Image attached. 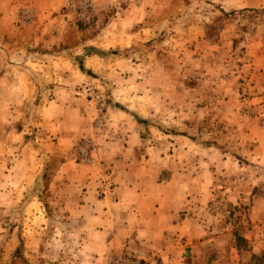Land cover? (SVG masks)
Instances as JSON below:
<instances>
[{
  "label": "rangeland",
  "instance_id": "rangeland-1",
  "mask_svg": "<svg viewBox=\"0 0 264 264\" xmlns=\"http://www.w3.org/2000/svg\"><path fill=\"white\" fill-rule=\"evenodd\" d=\"M19 1L0 33L22 51L0 53L19 80L16 98L0 86V178L12 164L43 193L60 159L89 164L138 124L147 148L134 155L170 164L193 219L171 261L141 264H264V0ZM9 206L0 195V264L14 262Z\"/></svg>",
  "mask_w": 264,
  "mask_h": 264
},
{
  "label": "crops",
  "instance_id": "crops-1",
  "mask_svg": "<svg viewBox=\"0 0 264 264\" xmlns=\"http://www.w3.org/2000/svg\"><path fill=\"white\" fill-rule=\"evenodd\" d=\"M19 2L22 1L0 0L1 39ZM19 49L5 45L0 47V53L9 56L22 52ZM12 61L10 58L0 63V68L7 69L0 74V86H11V95L19 81L14 73L17 64ZM19 78L25 84L28 81L26 76ZM113 116L115 121L121 117L124 120L119 112ZM127 123L130 124L128 120ZM122 127L124 143L104 146L94 153L89 164L60 159L57 173L51 175L55 187L43 193L30 191V171L16 178L9 165L0 178V195L8 198L9 211L17 214L19 208L20 212L8 222L7 253L13 264H20L17 259H23V264H105L109 255L122 250L146 263L163 262L165 258L171 261V255L166 253L171 240H190L193 219L186 209L191 196L171 191L170 164L162 165L159 157L134 155L140 147L147 148L139 135L140 126ZM43 152L36 161L41 165L48 162L51 154ZM104 181L108 189L100 197L98 190ZM16 196L23 199L20 207L10 203ZM45 197L48 205L43 204ZM258 243L263 246L262 240Z\"/></svg>",
  "mask_w": 264,
  "mask_h": 264
},
{
  "label": "built area",
  "instance_id": "built-area-1",
  "mask_svg": "<svg viewBox=\"0 0 264 264\" xmlns=\"http://www.w3.org/2000/svg\"><path fill=\"white\" fill-rule=\"evenodd\" d=\"M81 151L86 154L85 148ZM105 264H141V262L134 256V254L126 251H119L115 252L111 256H108Z\"/></svg>",
  "mask_w": 264,
  "mask_h": 264
}]
</instances>
